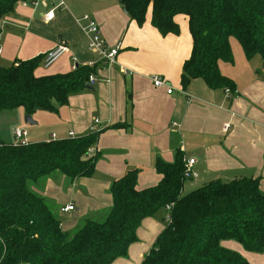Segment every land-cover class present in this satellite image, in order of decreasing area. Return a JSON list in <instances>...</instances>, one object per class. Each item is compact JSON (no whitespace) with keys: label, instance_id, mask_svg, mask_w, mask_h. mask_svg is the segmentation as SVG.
<instances>
[{"label":"crops","instance_id":"crops-1","mask_svg":"<svg viewBox=\"0 0 264 264\" xmlns=\"http://www.w3.org/2000/svg\"><path fill=\"white\" fill-rule=\"evenodd\" d=\"M61 1L63 7L54 11L50 22L43 18L47 9L23 6L22 2L2 18L0 67L39 58L38 77L67 74L76 66L93 70L91 89L72 95L57 113H49L59 115L51 121L55 133L41 138L35 131L24 129L29 144L52 141L53 135L54 140L83 137L90 128L100 133L93 147L98 160L91 177L70 181L55 172L32 187L51 205L64 233L72 235L86 220L102 221L112 206L111 184L128 171L139 172L138 190L156 186L161 177L154 162L159 159L171 164L177 152L184 160L195 161L192 170L197 179L187 186L186 193L216 180L226 183L252 178L259 181L264 194V67L256 72L259 59L246 60L236 40L230 39L233 64L219 62L218 68L234 84L238 99H226L223 90H211L201 80L192 81L183 91L182 65L192 48L185 18L175 19L178 36L162 37L150 25V13L138 27L118 0ZM56 2L51 0V4ZM84 16L96 23L106 47L121 45L114 65H104L97 54L87 50L81 22ZM59 45H65L68 52L43 68L44 55ZM155 76L171 87L170 95L164 88L153 87L151 77ZM127 91L131 94L130 109ZM24 115L23 109L0 112V142L12 144L13 130L27 126ZM33 117L38 121L34 126L41 130L40 118ZM117 124H123V129L110 128ZM182 191L185 194L184 185ZM68 206L73 210L62 213L61 209ZM167 216L166 211H160L143 220L127 257L113 264H141L164 229ZM222 246L249 264H264V252H246L233 241Z\"/></svg>","mask_w":264,"mask_h":264},{"label":"trees","instance_id":"trees-1","mask_svg":"<svg viewBox=\"0 0 264 264\" xmlns=\"http://www.w3.org/2000/svg\"><path fill=\"white\" fill-rule=\"evenodd\" d=\"M22 1L0 0V21ZM118 2L138 27L150 13V25L162 37L178 36L175 19L187 20L192 48L182 65L183 91L194 80L211 90H235L218 68L219 62L233 64L230 39L236 40L246 60L259 57L264 65V0ZM40 62L37 58L0 67V112L57 113L72 95L87 89L91 68L76 66L67 74L38 77ZM131 105L127 91V107ZM99 134L24 147L0 142V264H113L127 257L141 222L160 211H166L168 219L141 264H249L222 246L227 241L249 253L264 252V194L259 181L216 180L184 195L180 152L171 164L156 159L154 169L161 180L154 187L138 190L139 172L128 171L111 184L112 206L102 221L86 220L72 235L64 233L49 204L32 187L55 172L70 181L91 177L98 155L89 156L88 151Z\"/></svg>","mask_w":264,"mask_h":264},{"label":"built area","instance_id":"built-area-1","mask_svg":"<svg viewBox=\"0 0 264 264\" xmlns=\"http://www.w3.org/2000/svg\"><path fill=\"white\" fill-rule=\"evenodd\" d=\"M23 6H30L32 8L41 7L43 9H47V12L43 16L45 22H50L54 18V11L56 9L63 7V2L61 0H57L56 4L52 3L51 0H29L22 1ZM81 22L84 24L82 27L83 35L87 40V50L91 53L97 54L100 57L101 62L106 66H112L115 64V59L120 51V44H117L113 48L106 47L105 43L99 36V30L96 23L88 16H84L81 19ZM68 52V48L65 45H59L53 50L46 53L42 59L43 68L50 67L54 62H56L60 57H62L65 53ZM95 83V79L93 76H89L88 85L93 86ZM151 83L154 88L157 89H166V93L170 95L172 93L171 87L166 83L162 78L155 76L151 77ZM225 97L228 100L238 99L239 94L236 90L231 92L230 90L224 91ZM98 124V121H94V125ZM228 126H225L224 130H227ZM94 128H90V133H95ZM71 137L72 134H69ZM14 146H27L29 143L27 141V132L21 128H15L12 132ZM52 139H55V136H52ZM94 149L91 148L88 151V155L91 156ZM195 161L193 159L184 160L183 161V180H195L197 179V174L193 172L192 168L194 166ZM73 210L72 206L64 207L61 209L62 213H69ZM169 210V207L166 208ZM168 219V217H167Z\"/></svg>","mask_w":264,"mask_h":264},{"label":"rangeland","instance_id":"rangeland-1","mask_svg":"<svg viewBox=\"0 0 264 264\" xmlns=\"http://www.w3.org/2000/svg\"><path fill=\"white\" fill-rule=\"evenodd\" d=\"M255 59H259V64H258L259 66H258L256 72L262 71V68L264 67L262 61L260 60L259 57H256ZM19 110L21 111V109H19ZM34 114L37 115V118H40V122L43 124L41 127V130L39 128H36V126H34V125L32 127H30L28 125L27 126L23 125V127H21V129L23 128V130L25 129L28 131L29 130L35 131V133L37 135H39L41 138H45L44 136H46L48 134L51 135V134L55 133L54 128L51 125V123H52L51 121L56 120L59 116L58 114L54 115V114H49V113H45V112H35ZM34 114L31 115V119L35 123V125H37L38 121H36L35 118L33 117ZM24 116H23V119H24ZM40 116H42V118ZM93 155H95L94 151L91 154V156H93ZM194 181H196V180H189V181L185 180V182H184L185 194L183 193L184 195L188 194V193H186L188 191L187 186L190 185L191 183H195ZM50 207H51V205H50ZM51 209H52V207H51ZM52 211H53V209H52Z\"/></svg>","mask_w":264,"mask_h":264},{"label":"water","instance_id":"water-1","mask_svg":"<svg viewBox=\"0 0 264 264\" xmlns=\"http://www.w3.org/2000/svg\"><path fill=\"white\" fill-rule=\"evenodd\" d=\"M123 10V12H125L124 11V9H122ZM87 89H91L90 87H89V85L86 87ZM23 121H24V124H26V125H29V126H33V125H35V123L32 121V119H31V116H25L24 117V119H23Z\"/></svg>","mask_w":264,"mask_h":264}]
</instances>
